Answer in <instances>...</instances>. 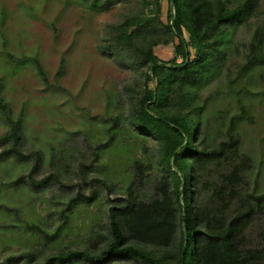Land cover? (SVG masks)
<instances>
[{
    "label": "rangeland",
    "instance_id": "rangeland-1",
    "mask_svg": "<svg viewBox=\"0 0 264 264\" xmlns=\"http://www.w3.org/2000/svg\"><path fill=\"white\" fill-rule=\"evenodd\" d=\"M135 6L118 4L95 13L79 0H0L3 95L13 117L24 114L22 152L32 155L25 161L11 158L0 163V212L12 209L7 219L0 216V262L30 251L36 255V264L59 251L92 247L94 241H99L96 248L101 249L106 240L100 235L108 234V209L116 199L126 196V187L132 181L130 160L136 158L155 166L156 142L152 138L138 140L132 157L120 149L101 151V166L95 164V171L86 177L106 180L110 189L95 183V197L90 205L79 204L68 220V228L57 238L50 237L62 223L60 211L78 195L80 187L84 197L90 193V187L81 180L79 165H89L92 147L104 143L106 122L118 114L127 119L131 98L139 97L145 88L146 69L135 71L126 58L120 62L97 51L104 26L118 23ZM167 10V0H161L162 23L166 22ZM256 30L264 32V0H260L255 14L234 30L225 62L199 92L201 99L208 101L203 119L209 120L210 146L228 139L230 118L240 114L238 101L248 110L246 118L237 119L235 126L239 146L233 165L242 168V182L240 196L231 203L227 218L235 214L245 194L264 195V68L256 70L250 80L233 86L235 92L240 88H246V92L236 95L228 87L245 61ZM184 37L187 40V34ZM176 44L177 39L168 46L156 47L155 55L163 62L172 61ZM37 63L45 71L46 83L38 73ZM62 64V74L56 76ZM148 87H153V83ZM6 131V121L0 114V137ZM51 147L61 150L65 157L58 164L60 181L51 178L43 186L32 188L26 177L34 166L36 181L56 170L48 161L47 150ZM37 151H44L40 161L33 155ZM103 166H107L106 174L101 172ZM156 168L145 172L141 187L134 186L145 200L154 195ZM229 170L213 164L201 172L200 204L211 196L213 185L220 181L219 174ZM18 177H24L26 185L18 190L9 188L8 184ZM251 200L254 214L243 233V248L261 250L264 208L257 210L256 201ZM32 224L50 236L27 230ZM109 264L137 263L119 260Z\"/></svg>",
    "mask_w": 264,
    "mask_h": 264
},
{
    "label": "trees",
    "instance_id": "trees-1",
    "mask_svg": "<svg viewBox=\"0 0 264 264\" xmlns=\"http://www.w3.org/2000/svg\"><path fill=\"white\" fill-rule=\"evenodd\" d=\"M79 1L95 13L118 4L136 5L118 23L104 26L97 51L120 62L126 58L135 71L146 69L145 88L139 97L131 98L127 119L120 114L108 119L105 134H102L104 143L92 147L89 165H79L81 180L90 187L89 195L84 197L80 187L78 195L60 211L62 223L51 236L35 224L28 225L27 230L55 239L68 228L74 209L79 204L87 207L94 200L95 183L110 189L106 180H87L86 177L95 171V164L101 166V151L120 149L132 157L138 140L152 138L156 142L157 158L155 166L136 158L130 160L134 171L132 181L126 187V196L116 199L108 209V234L100 235L106 240L101 249L96 248L99 241H94L92 247L59 251L36 264H74L77 261L109 264L119 260L137 264L264 263V249L243 248V233L254 214L251 199L260 210L264 208V195L245 194L235 214L226 217L231 203L240 196L242 182V168L233 165L239 146L235 126L237 119L246 118L248 110L238 101L240 114L230 118L228 139L210 146L209 120L203 119L208 101L199 95L202 86L225 62L234 30L255 14L260 0H167L165 23L159 19L161 0ZM175 39L174 59L169 62L158 59L154 49L168 46ZM37 66L46 83L45 71L40 64ZM261 68H264V32L256 30L244 63L236 78L228 83L229 91L236 95L246 92V88L235 92L233 86L241 80H250ZM62 69L63 64L56 76L62 74ZM152 83L153 87H148ZM0 114L7 125V131L0 137V163L11 158L19 161L31 158L32 155L22 152L24 114L13 117L3 95L1 79ZM42 153L44 151H37L33 155L40 161ZM47 153L50 166H55L56 170L36 181L34 166L26 177L32 188L43 186L51 178L60 181L58 164L64 162L65 157L61 150L53 147ZM213 164L230 170L219 174L220 181L213 185L211 196L200 204L201 172ZM154 167H157L154 195L145 200L134 186L141 187L145 172L153 171ZM101 170L106 174L107 166ZM24 182V177H18L8 186L18 190L26 185ZM10 212V208L1 211V218L7 219ZM14 215L19 218L18 213ZM35 260V253L29 251L9 256L0 264H33Z\"/></svg>",
    "mask_w": 264,
    "mask_h": 264
}]
</instances>
